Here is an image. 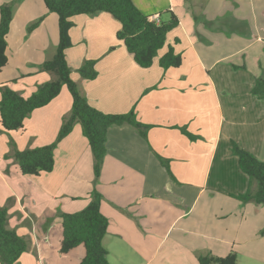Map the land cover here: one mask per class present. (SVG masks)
<instances>
[{
	"label": "crops",
	"instance_id": "obj_1",
	"mask_svg": "<svg viewBox=\"0 0 264 264\" xmlns=\"http://www.w3.org/2000/svg\"><path fill=\"white\" fill-rule=\"evenodd\" d=\"M14 1L0 87L26 98L56 80L40 66L55 54L58 17L42 0H0V7ZM131 1L159 22L169 19L162 20V12L179 21L150 68L135 63L116 38L120 25L106 14L72 19L66 61L90 106L109 115L133 110L148 127L146 139L130 125L110 128L95 177L87 140L75 123L54 150L52 172L31 177L20 174L9 143L18 150L53 143L70 115V94L63 87L25 119L22 130L0 128V206L7 209V227L28 241L16 264H58L51 260L71 256L79 264L82 246L59 253L60 215L84 209L94 193L108 220L102 240L108 264H198L201 255L230 252L236 264L241 258L263 264L264 206H227L226 197L256 189L240 171L231 141L264 162V100L250 93L264 76V0ZM169 46L182 64L163 70L158 61ZM85 60L95 61L94 80L78 74Z\"/></svg>",
	"mask_w": 264,
	"mask_h": 264
},
{
	"label": "trees",
	"instance_id": "obj_2",
	"mask_svg": "<svg viewBox=\"0 0 264 264\" xmlns=\"http://www.w3.org/2000/svg\"><path fill=\"white\" fill-rule=\"evenodd\" d=\"M46 10L58 17V43L52 59L43 62L40 72L52 73L56 80L39 85L29 97H22L17 92L3 85L0 87V128L3 133L23 129L25 119L35 110L48 105L66 87L72 106L68 118L64 119L53 143L33 149L18 150L10 141L12 157L23 176L36 177L41 173H50L54 168V150L57 144L72 130L75 123L81 127L93 157L94 176L98 177L106 154V135L110 128L130 125L146 139L147 126L136 120L133 110L126 114H103L89 105L80 93L76 83L70 77V68L66 61V51L71 48L69 31L73 27L72 19L76 16L109 15L120 25L116 38L121 41L132 55L135 63L142 69L152 66L158 52L166 44L167 35L179 26L173 14L167 21H154L143 14L131 0H42ZM16 1L0 7V71L7 64L6 36L13 15ZM42 19L29 27L36 28ZM158 64L163 70L179 68L182 57L169 46L160 57ZM237 68V67H234ZM78 74L85 80H94L97 76L95 61L85 60L78 69ZM250 93L259 100H264V76H260ZM190 140L195 136L184 128H179ZM231 152L238 160L240 171L245 174L250 184L255 183L254 191L248 190L235 198L242 202H253L264 206V162L242 149L234 141L230 142ZM100 196L93 194V200L84 209L74 213H62V239L59 253L67 255L82 246L84 257L79 264H108V253L102 245L107 232L108 220L100 213ZM7 209L0 206V264H16L28 249V241L16 231L7 227ZM198 264H236L237 257L230 252L225 257L211 254L201 255Z\"/></svg>",
	"mask_w": 264,
	"mask_h": 264
},
{
	"label": "rangeland",
	"instance_id": "obj_3",
	"mask_svg": "<svg viewBox=\"0 0 264 264\" xmlns=\"http://www.w3.org/2000/svg\"><path fill=\"white\" fill-rule=\"evenodd\" d=\"M56 15V14H55ZM57 16V15H56ZM166 17L168 18H170V13H166V12H162V20H165L166 19ZM42 19V18H41ZM43 20V19H42ZM75 49H80V48H75ZM64 88H66V87H64ZM67 90V89H66ZM68 91V90H67ZM69 93V92H68ZM71 97V96H70ZM0 135H5V134H1L0 133ZM0 140H1V136H0ZM222 195V194H221ZM225 197V196H224ZM227 198V200H228V203H227V206H229L232 202H237V203H239V205L240 204H245V203H247V202H242V201H240V200H238L237 198H235V197H232L231 199L230 198H228V197H226ZM232 201V202H231ZM224 204L221 202V201H218V207H222ZM238 219H240V215L238 216ZM264 229V228H263ZM262 229V230H263ZM11 230H14L15 231V229H11ZM256 232V231H255ZM31 237V236H30ZM259 238V234L258 235H256V233H254V235H253V238ZM26 239V238H25ZM54 239H55V234L54 233H52V236H51V243H53L54 242ZM59 249V248H58ZM79 251H82L81 249L79 250ZM63 257H66V256H63ZM57 261H60L58 264H76V258L74 259L73 258V256H71V257H67V258H64L63 260L62 259H52L51 260V262L52 263H54V262H57ZM238 264H255V263H253V261H251V263H250V261H248L246 258H241L240 260H239V263ZM260 264V263H259ZM264 264V263H263Z\"/></svg>",
	"mask_w": 264,
	"mask_h": 264
},
{
	"label": "built area",
	"instance_id": "obj_4",
	"mask_svg": "<svg viewBox=\"0 0 264 264\" xmlns=\"http://www.w3.org/2000/svg\"><path fill=\"white\" fill-rule=\"evenodd\" d=\"M152 20L158 22V16H157V15L153 16V17H152Z\"/></svg>",
	"mask_w": 264,
	"mask_h": 264
}]
</instances>
